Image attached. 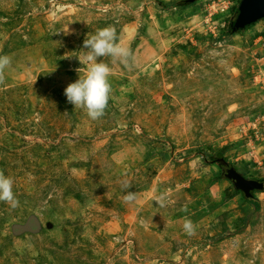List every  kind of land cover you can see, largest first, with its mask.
Segmentation results:
<instances>
[{"label": "rangeland", "instance_id": "1", "mask_svg": "<svg viewBox=\"0 0 264 264\" xmlns=\"http://www.w3.org/2000/svg\"><path fill=\"white\" fill-rule=\"evenodd\" d=\"M129 1L0 0V169L19 201L0 202V264H264V20L234 33L241 0L228 24L211 0L124 17ZM107 26L136 64L98 58L112 92L91 120L65 89ZM232 173L263 189L244 194Z\"/></svg>", "mask_w": 264, "mask_h": 264}, {"label": "clouds", "instance_id": "2", "mask_svg": "<svg viewBox=\"0 0 264 264\" xmlns=\"http://www.w3.org/2000/svg\"><path fill=\"white\" fill-rule=\"evenodd\" d=\"M83 47L87 51L83 60L80 58L79 60L82 64L87 62L86 71L81 74V69L77 70L80 73L79 79L66 87L65 96L67 101L75 106V109L85 110L86 115L91 120H98L105 115L112 92L109 81L112 69L108 63L98 62V58L111 57L113 63L119 61L125 67L132 68L136 64V55L130 47L119 42L116 29L112 26L98 29L95 34L88 35L83 41ZM11 63V56L0 55V85L5 83V70L10 67ZM13 185V177L5 175V172L0 169V202H6L10 206L16 207L19 205V201L14 195ZM122 186L126 190L125 202H135L137 193L127 190L130 189L131 185L124 181ZM155 202L157 207H166L167 192H161L155 198ZM183 229L186 234L191 236L195 234L196 226L185 217Z\"/></svg>", "mask_w": 264, "mask_h": 264}, {"label": "water", "instance_id": "3", "mask_svg": "<svg viewBox=\"0 0 264 264\" xmlns=\"http://www.w3.org/2000/svg\"><path fill=\"white\" fill-rule=\"evenodd\" d=\"M262 20H264V0H241L239 15L234 21L232 29L234 33H238ZM242 179L240 175H235L232 178L231 182L235 189H245L248 183L241 182Z\"/></svg>", "mask_w": 264, "mask_h": 264}, {"label": "built area", "instance_id": "4", "mask_svg": "<svg viewBox=\"0 0 264 264\" xmlns=\"http://www.w3.org/2000/svg\"><path fill=\"white\" fill-rule=\"evenodd\" d=\"M231 0H211V5H210V13H209V19L210 21L214 17H221L219 21H224V23L227 24L229 23L227 21V14L231 8Z\"/></svg>", "mask_w": 264, "mask_h": 264}, {"label": "crops", "instance_id": "5", "mask_svg": "<svg viewBox=\"0 0 264 264\" xmlns=\"http://www.w3.org/2000/svg\"><path fill=\"white\" fill-rule=\"evenodd\" d=\"M154 1L155 0H131V1L127 2V3H125V5H124L125 6L124 17H127V16L129 17L131 15H136V13H138V12H142V14L144 15L143 11H145L146 7L148 9V13L151 12V10H152V8H154V6H152V7H149V6ZM164 1H172V0H164Z\"/></svg>", "mask_w": 264, "mask_h": 264}, {"label": "trees", "instance_id": "6", "mask_svg": "<svg viewBox=\"0 0 264 264\" xmlns=\"http://www.w3.org/2000/svg\"><path fill=\"white\" fill-rule=\"evenodd\" d=\"M196 2H194V3H192V2H188L187 3V7H191V6H193L194 4H195ZM177 7V6H176ZM168 10H171V8H169ZM237 15H239V11H238V14ZM253 26H255V25H252V26H250V27H247L246 28V30L247 29H249V28H251V27H253ZM234 34V33H233ZM206 163L208 164V165H218L221 169H224V168H226L227 167V161L226 160H223V159H220V158H218V157H215V158H209L207 161H206ZM219 175V174H218ZM236 175V173H232V176H228V177H224V179L225 180H227V181H232V178L234 177V176ZM223 178H221V177H219L218 178V180H222ZM261 185L262 184H259V188L262 190L263 189V185H262V187H261Z\"/></svg>", "mask_w": 264, "mask_h": 264}, {"label": "flooded vegetation", "instance_id": "7", "mask_svg": "<svg viewBox=\"0 0 264 264\" xmlns=\"http://www.w3.org/2000/svg\"><path fill=\"white\" fill-rule=\"evenodd\" d=\"M241 182L245 183L247 182V186L245 187V189H241L239 191H242L244 194H252L253 192L257 191V190H261L259 187H258V183H255V182H251V181H246L245 179H242ZM262 187V185H261Z\"/></svg>", "mask_w": 264, "mask_h": 264}]
</instances>
